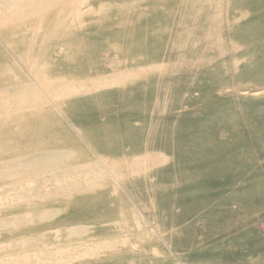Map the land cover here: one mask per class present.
<instances>
[{
	"label": "rangeland",
	"instance_id": "obj_1",
	"mask_svg": "<svg viewBox=\"0 0 264 264\" xmlns=\"http://www.w3.org/2000/svg\"><path fill=\"white\" fill-rule=\"evenodd\" d=\"M22 83L44 103L0 115V169L70 151L98 183L0 177V264H264V0L64 1L0 26Z\"/></svg>",
	"mask_w": 264,
	"mask_h": 264
},
{
	"label": "bare ground",
	"instance_id": "obj_2",
	"mask_svg": "<svg viewBox=\"0 0 264 264\" xmlns=\"http://www.w3.org/2000/svg\"><path fill=\"white\" fill-rule=\"evenodd\" d=\"M64 1H67V0H6L4 3L7 4V7L9 9H11L10 11H12V15H11L12 17H10L11 19H8L7 16H4L2 14V10L0 9V26H3L5 24H8L9 22H13V21L37 17V16L41 15L42 13H44L45 11L52 9L53 7H55L56 5H58ZM6 12H8V11H6ZM35 85L37 86L38 84H35ZM49 86H52V85H49ZM39 87H42L41 90L44 89V87L42 85L41 86L39 85ZM39 87H38V89H40ZM64 88H65V86H64ZM47 89H50V88H47ZM43 91H45V90H43ZM43 91H42V93H43ZM47 92H44V93H46L45 94L46 97H47ZM50 92L51 91H49L48 93H50ZM49 95H51V94H49ZM43 103H44V99H43V97H41L37 93V89L34 86L27 84V83L11 85V86L5 87L4 89L2 88V90H0V115L10 113V112H14V111H18V110H21L24 108L40 106ZM71 155H72V152H70V151L48 150V151H40V152H35L32 154L24 155L21 157H17L15 159H11V160L6 161L4 163V165H2L3 167L0 169V177H9V178L31 177L28 180H37L38 187L36 186V189H34L35 186L33 187V189L31 188L32 194L28 195L31 198L48 195L47 192H45L46 190H44L42 188L47 180H51L52 184L56 183L57 181L63 182L62 184H60V183L55 184L58 187L59 192L54 196L67 195L69 192L75 191L77 189H80V188H83V187H86L89 185L97 184L98 182H96L92 179H89L87 177L88 176L87 172H88L89 167H87L88 168L87 169L86 165L83 166L86 169L85 168L84 169H81V168L75 169L74 168L72 170H70V169H68V170L67 169L66 170L56 169V166L58 164H60L62 161L69 158ZM88 173L91 174V172H88ZM67 175L69 177L68 178L66 177L67 178V180H66L65 176H67ZM69 178H71V179H69ZM26 191H28V189ZM26 191H25V193H26ZM17 193L18 192H16L15 194H17ZM23 193H24V191H23ZM18 195L17 196L15 195L13 197L16 198V197H18ZM22 198L23 199L25 198L24 195ZM8 200H9V198H8ZM17 201H18V199H17ZM4 202H5V199H4ZM11 204H13V203H11ZM55 214H56L55 210L51 211L50 215H49L50 218L54 217ZM0 227H4V228L9 227L8 221L4 220V221L0 222ZM85 228H86L85 225H79V226L74 227L72 232L80 234V233L84 232ZM58 236H59V234H58ZM35 239L38 241L40 238H38V239L35 238ZM29 241H30V239L20 240V244H22L23 246H25V245L27 246L29 244ZM15 244H16V246L19 245V243H15ZM2 249H3V247H2ZM26 253H27V257H28V254L31 252L30 251H29V253L23 252V253H21V256L22 257L26 256ZM37 253L36 252L34 253V255L36 254V257L38 256L39 258H41L43 262H46V263L49 262L50 263V260H48L47 255L43 256L41 254L42 256H40V253H39V255H37ZM21 256H19V257H21ZM56 258H58V257H56ZM10 262H12V260Z\"/></svg>",
	"mask_w": 264,
	"mask_h": 264
}]
</instances>
